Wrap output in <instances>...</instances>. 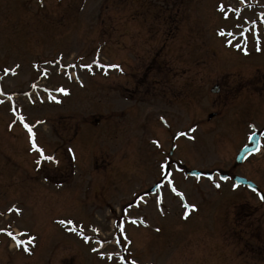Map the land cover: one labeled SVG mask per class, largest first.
I'll return each instance as SVG.
<instances>
[{
    "label": "rangeland",
    "instance_id": "obj_1",
    "mask_svg": "<svg viewBox=\"0 0 264 264\" xmlns=\"http://www.w3.org/2000/svg\"><path fill=\"white\" fill-rule=\"evenodd\" d=\"M262 129L264 0H0V264H264V196L184 175L264 195Z\"/></svg>",
    "mask_w": 264,
    "mask_h": 264
},
{
    "label": "flooded vegetation",
    "instance_id": "obj_2",
    "mask_svg": "<svg viewBox=\"0 0 264 264\" xmlns=\"http://www.w3.org/2000/svg\"><path fill=\"white\" fill-rule=\"evenodd\" d=\"M238 83H240V84H242V86H239L238 88L240 89V92L241 91H243V92H245L246 91V89H247V86H249L253 91H256L257 93H258V78H256L255 80H253V81H247V80H229V81H227V80H225V79H222L221 80V82H219L217 85H218V88H219V93H218V95L220 94V93H222L223 95L225 94V93H227L228 94V97L229 98H231L232 99V96L231 95H233L234 94V91L236 90V89H238V88H236V85L238 84ZM224 90H226L225 92H224ZM224 92V93H223ZM175 138H178V136H175ZM163 163H169V164H175L174 162H172V161H169V160H167V159H163ZM227 179H229V178H227ZM158 180V179H157ZM157 180H155L154 182H156ZM163 180L164 179H161V180H159L158 182H161V186L158 188V189H160V188H162L163 187V185H164V183H163ZM164 182H165V180H164ZM156 184V183H155ZM158 189L157 190H155V192L156 191H158ZM154 192V193H155ZM159 200H161V198L159 199Z\"/></svg>",
    "mask_w": 264,
    "mask_h": 264
},
{
    "label": "water",
    "instance_id": "obj_3",
    "mask_svg": "<svg viewBox=\"0 0 264 264\" xmlns=\"http://www.w3.org/2000/svg\"><path fill=\"white\" fill-rule=\"evenodd\" d=\"M213 92H217V88H213L212 89ZM211 116V115H210ZM258 135L257 134H253L250 136L249 139V146H245L237 155L236 157V161L237 162H242L249 154H251L252 152H256L258 150ZM191 174L194 175H199L200 173L198 171H191ZM235 182L237 184H245L248 187H250L251 189H256L257 187L251 183L250 181L246 180L245 178L242 177H238L236 176L235 178ZM262 196V194H260Z\"/></svg>",
    "mask_w": 264,
    "mask_h": 264
},
{
    "label": "snow or ice",
    "instance_id": "obj_4",
    "mask_svg": "<svg viewBox=\"0 0 264 264\" xmlns=\"http://www.w3.org/2000/svg\"><path fill=\"white\" fill-rule=\"evenodd\" d=\"M5 71L7 72L8 69H6ZM61 91H63V89H61ZM25 128L28 129L29 134H30V136H31V134H32V133H31V128H29L27 124L25 125ZM33 147H34V148L36 147L35 143H33ZM36 150H37L38 152L41 153V156H42L43 158H45V159H47V160H49V161H53V160H54V158H53L52 156L44 157V154H43L42 150H40L39 148H37ZM217 187H219V185H217ZM61 223H63V221H61ZM95 250H96V249H93V251H95ZM25 251H27V249H25Z\"/></svg>",
    "mask_w": 264,
    "mask_h": 264
}]
</instances>
